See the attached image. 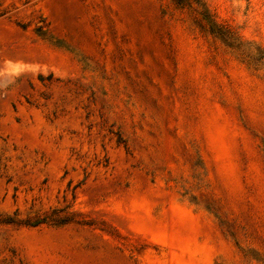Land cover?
I'll return each mask as SVG.
<instances>
[{
    "label": "rangeland",
    "instance_id": "1",
    "mask_svg": "<svg viewBox=\"0 0 264 264\" xmlns=\"http://www.w3.org/2000/svg\"><path fill=\"white\" fill-rule=\"evenodd\" d=\"M0 264H264V0H0Z\"/></svg>",
    "mask_w": 264,
    "mask_h": 264
},
{
    "label": "clouds",
    "instance_id": "2",
    "mask_svg": "<svg viewBox=\"0 0 264 264\" xmlns=\"http://www.w3.org/2000/svg\"><path fill=\"white\" fill-rule=\"evenodd\" d=\"M6 65L9 67L10 71L8 73L10 79L8 83H12L16 77L21 75L22 72L27 70H32L31 66L23 65L22 63H16L11 61H6Z\"/></svg>",
    "mask_w": 264,
    "mask_h": 264
},
{
    "label": "trees",
    "instance_id": "3",
    "mask_svg": "<svg viewBox=\"0 0 264 264\" xmlns=\"http://www.w3.org/2000/svg\"><path fill=\"white\" fill-rule=\"evenodd\" d=\"M178 1V3H184V4H191L193 1H196V0H176ZM39 221H35L33 223H30L31 225H36L38 224Z\"/></svg>",
    "mask_w": 264,
    "mask_h": 264
}]
</instances>
